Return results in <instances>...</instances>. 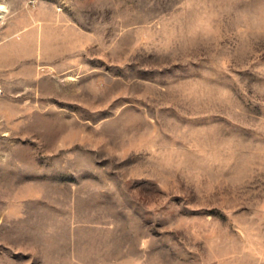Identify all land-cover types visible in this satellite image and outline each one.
Masks as SVG:
<instances>
[{
    "label": "rangeland",
    "instance_id": "1",
    "mask_svg": "<svg viewBox=\"0 0 264 264\" xmlns=\"http://www.w3.org/2000/svg\"><path fill=\"white\" fill-rule=\"evenodd\" d=\"M0 264H264V0H0Z\"/></svg>",
    "mask_w": 264,
    "mask_h": 264
},
{
    "label": "crops",
    "instance_id": "2",
    "mask_svg": "<svg viewBox=\"0 0 264 264\" xmlns=\"http://www.w3.org/2000/svg\"><path fill=\"white\" fill-rule=\"evenodd\" d=\"M3 42V41H2Z\"/></svg>",
    "mask_w": 264,
    "mask_h": 264
}]
</instances>
